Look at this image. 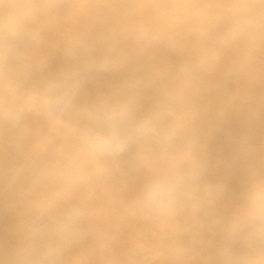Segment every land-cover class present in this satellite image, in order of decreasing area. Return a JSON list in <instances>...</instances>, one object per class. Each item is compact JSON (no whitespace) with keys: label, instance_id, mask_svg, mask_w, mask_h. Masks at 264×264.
Wrapping results in <instances>:
<instances>
[{"label":"bare ground","instance_id":"6f19581e","mask_svg":"<svg viewBox=\"0 0 264 264\" xmlns=\"http://www.w3.org/2000/svg\"><path fill=\"white\" fill-rule=\"evenodd\" d=\"M125 105L147 125L102 154ZM149 179L184 210L149 211ZM253 189L264 0H0V264H264Z\"/></svg>","mask_w":264,"mask_h":264},{"label":"clouds","instance_id":"9594fccd","mask_svg":"<svg viewBox=\"0 0 264 264\" xmlns=\"http://www.w3.org/2000/svg\"><path fill=\"white\" fill-rule=\"evenodd\" d=\"M29 98L38 103L41 114L46 118L58 117L69 104L66 95L51 82L47 83L42 91L32 92ZM12 119L18 122L21 114L17 113ZM107 119L108 126L98 139L100 151L107 155L124 152L129 141V131H141L147 125L146 121H138L131 125L132 113L126 105L122 106L119 112L108 115ZM145 193L149 201L146 205L149 211L167 210L177 215L184 210L183 205L176 201L174 194L163 180L149 179L145 184ZM248 199L253 206L254 218L260 221L258 228L264 232V190L253 189ZM193 211L195 212V209Z\"/></svg>","mask_w":264,"mask_h":264}]
</instances>
